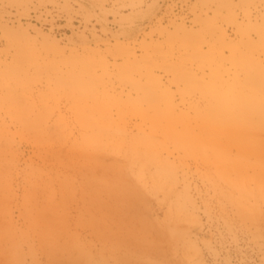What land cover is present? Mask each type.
Segmentation results:
<instances>
[{
	"label": "rangeland",
	"instance_id": "374dc122",
	"mask_svg": "<svg viewBox=\"0 0 264 264\" xmlns=\"http://www.w3.org/2000/svg\"><path fill=\"white\" fill-rule=\"evenodd\" d=\"M263 16L0 0V264H264Z\"/></svg>",
	"mask_w": 264,
	"mask_h": 264
},
{
	"label": "bare ground",
	"instance_id": "6f19581e",
	"mask_svg": "<svg viewBox=\"0 0 264 264\" xmlns=\"http://www.w3.org/2000/svg\"><path fill=\"white\" fill-rule=\"evenodd\" d=\"M263 21H264V16H263ZM221 42L222 43H225V39L222 38L221 39ZM231 47L235 50L236 48H238L237 45L235 44H230ZM79 59H84V56H77ZM233 59H235V61H237V63H241V58H237V56H233ZM252 67H254L256 69V71H258V74L260 75V82L259 84L263 87L264 86V79H263V76H264V65L260 62V61H256V62H253V61H248V63L246 62V64L244 63V67L243 69L246 71V72H250ZM254 112H256L257 115H259V117L261 119H264V91H260V94L258 95V98L255 100L254 102ZM215 112H216V108L215 107H211L209 106V108H206L205 109V118H206V121H205V124H203L204 126H210V120L215 116ZM210 129V128H209Z\"/></svg>",
	"mask_w": 264,
	"mask_h": 264
}]
</instances>
